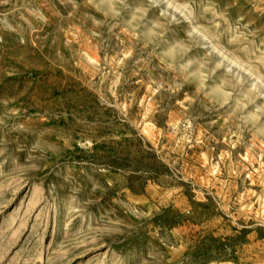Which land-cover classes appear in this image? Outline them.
<instances>
[{
	"label": "rangeland",
	"instance_id": "1",
	"mask_svg": "<svg viewBox=\"0 0 264 264\" xmlns=\"http://www.w3.org/2000/svg\"><path fill=\"white\" fill-rule=\"evenodd\" d=\"M0 264H264V0H0Z\"/></svg>",
	"mask_w": 264,
	"mask_h": 264
}]
</instances>
